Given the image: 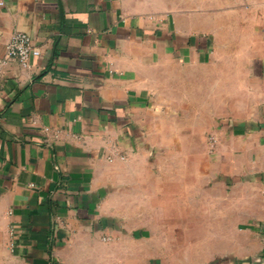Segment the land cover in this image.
<instances>
[{"label": "crops", "instance_id": "crops-1", "mask_svg": "<svg viewBox=\"0 0 264 264\" xmlns=\"http://www.w3.org/2000/svg\"><path fill=\"white\" fill-rule=\"evenodd\" d=\"M0 264H264V0H0Z\"/></svg>", "mask_w": 264, "mask_h": 264}, {"label": "built area", "instance_id": "built-area-1", "mask_svg": "<svg viewBox=\"0 0 264 264\" xmlns=\"http://www.w3.org/2000/svg\"><path fill=\"white\" fill-rule=\"evenodd\" d=\"M40 53V45L34 37L24 31H14L6 45V59L16 60L22 66H27L30 58Z\"/></svg>", "mask_w": 264, "mask_h": 264}]
</instances>
